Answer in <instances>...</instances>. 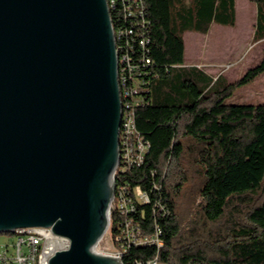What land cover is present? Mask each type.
<instances>
[{
    "label": "trees",
    "instance_id": "trees-1",
    "mask_svg": "<svg viewBox=\"0 0 264 264\" xmlns=\"http://www.w3.org/2000/svg\"><path fill=\"white\" fill-rule=\"evenodd\" d=\"M140 1L125 16L115 0L109 16L115 28L132 27L136 42L140 30L148 38L133 53L150 61L141 69L144 103L135 109L149 150L140 165L120 163L116 181L129 197L138 187L148 202L131 196L133 211L113 209L107 233L118 247L125 219L141 237L160 231L162 248L130 246L123 264L156 254L163 264H264V104L226 103L264 73V47L238 79H214L185 63L183 34L233 27L235 0ZM251 1L253 41H264V0Z\"/></svg>",
    "mask_w": 264,
    "mask_h": 264
},
{
    "label": "water",
    "instance_id": "water-1",
    "mask_svg": "<svg viewBox=\"0 0 264 264\" xmlns=\"http://www.w3.org/2000/svg\"><path fill=\"white\" fill-rule=\"evenodd\" d=\"M121 122L106 0H0V234L69 240L48 264H122L109 227Z\"/></svg>",
    "mask_w": 264,
    "mask_h": 264
},
{
    "label": "built area",
    "instance_id": "built-area-1",
    "mask_svg": "<svg viewBox=\"0 0 264 264\" xmlns=\"http://www.w3.org/2000/svg\"><path fill=\"white\" fill-rule=\"evenodd\" d=\"M122 2L125 16L135 15L136 7L140 0H120ZM108 10L113 8L115 0H106ZM132 4L135 5L132 8ZM142 18L140 10L137 11ZM125 18V17H124ZM111 20V19H110ZM120 22V20H119ZM112 32L114 36L115 52L117 59V83L119 88L121 122L118 130V148L119 161L115 172L113 173L114 193L109 207L110 213L113 209L120 210L127 214L134 209L131 196L139 202L147 203L148 197L138 187H136L131 196H128L127 186L117 183V169L119 164L124 166L140 165L149 150V143L137 131L135 124V109L144 103L141 81V69L143 65L149 64L147 57H135L134 47H140L145 50L148 44V38L138 31L137 42L133 34L132 27L115 28L111 21ZM139 30V28L137 27ZM136 42V44H135ZM120 235L117 238L119 246L112 252H103L100 249V242L95 247L98 253L119 257L121 263L122 256L130 246H153L157 250L162 248L163 241L160 239V231L156 229L153 236L141 237L139 229L134 227L129 219L122 223ZM109 228V227H108ZM108 231V229H107ZM69 247V240L65 237L55 235L47 227H29L17 228L8 234V239L4 244H0V264H48L49 259L58 251L66 250ZM97 249V250H96ZM132 264H163L158 255L141 261L137 260Z\"/></svg>",
    "mask_w": 264,
    "mask_h": 264
},
{
    "label": "rangeland",
    "instance_id": "rangeland-1",
    "mask_svg": "<svg viewBox=\"0 0 264 264\" xmlns=\"http://www.w3.org/2000/svg\"><path fill=\"white\" fill-rule=\"evenodd\" d=\"M255 18L256 7L251 0H235L233 27L214 24L207 34H184L185 63L197 66L214 79L218 75L229 82L238 79L262 59L264 41H253ZM226 103L264 104V73L236 90ZM6 239L8 234H0V244ZM100 249L103 252L117 250L107 232L100 242Z\"/></svg>",
    "mask_w": 264,
    "mask_h": 264
},
{
    "label": "crops",
    "instance_id": "crops-1",
    "mask_svg": "<svg viewBox=\"0 0 264 264\" xmlns=\"http://www.w3.org/2000/svg\"><path fill=\"white\" fill-rule=\"evenodd\" d=\"M214 24H212L211 26H210V28L213 26ZM217 25V24H216ZM218 26H221V25H218ZM224 27H227V26H224ZM185 33H187V32H185ZM184 33V34H185ZM193 33H196V32H193ZM184 34H183V36H184ZM184 41V40H183ZM184 53H185V45H184ZM186 61V60H185Z\"/></svg>",
    "mask_w": 264,
    "mask_h": 264
},
{
    "label": "bare ground",
    "instance_id": "bare-ground-1",
    "mask_svg": "<svg viewBox=\"0 0 264 264\" xmlns=\"http://www.w3.org/2000/svg\"><path fill=\"white\" fill-rule=\"evenodd\" d=\"M97 250V249H96Z\"/></svg>",
    "mask_w": 264,
    "mask_h": 264
}]
</instances>
